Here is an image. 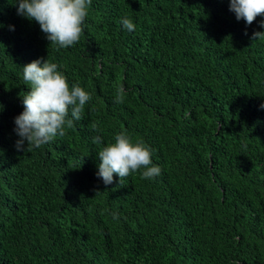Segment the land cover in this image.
I'll return each mask as SVG.
<instances>
[{"label": "trees", "instance_id": "1", "mask_svg": "<svg viewBox=\"0 0 264 264\" xmlns=\"http://www.w3.org/2000/svg\"><path fill=\"white\" fill-rule=\"evenodd\" d=\"M261 19L238 21L229 0H91L79 41L58 48L0 0V264H264ZM37 57L91 100L63 136L18 151L22 66ZM120 130L159 176L95 175Z\"/></svg>", "mask_w": 264, "mask_h": 264}, {"label": "clouds", "instance_id": "2", "mask_svg": "<svg viewBox=\"0 0 264 264\" xmlns=\"http://www.w3.org/2000/svg\"><path fill=\"white\" fill-rule=\"evenodd\" d=\"M18 16L34 20L45 34V38L58 48L76 44L83 31L91 0H13ZM229 10L239 21L250 25L259 15L258 22L264 28V0H229ZM121 27L134 32L136 25L127 16L120 19ZM4 25L0 23V27ZM14 31V25H8ZM264 32H254L256 39ZM56 62L37 57L22 66V80L29 91L21 96L23 110L16 115L14 132L18 139L15 148L25 150L27 144L33 149L50 143L64 135V127L82 118L85 105L91 100L90 93L78 83H71ZM116 102L124 100L123 89L116 96ZM0 104V111L3 110ZM259 107L264 109V102ZM70 117V118H69ZM94 142L102 143L99 137ZM152 149L142 140L133 139L126 130L114 134L113 141L104 144L98 151L95 175L109 185L113 174L121 181L132 173L140 171L142 178L151 180L161 173V168L152 161ZM114 220L117 213H112Z\"/></svg>", "mask_w": 264, "mask_h": 264}]
</instances>
